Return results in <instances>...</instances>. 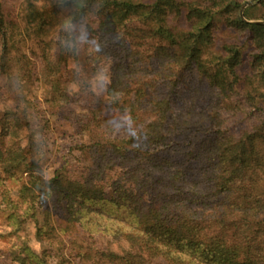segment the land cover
Segmentation results:
<instances>
[{"label":"trees","instance_id":"obj_1","mask_svg":"<svg viewBox=\"0 0 264 264\" xmlns=\"http://www.w3.org/2000/svg\"><path fill=\"white\" fill-rule=\"evenodd\" d=\"M243 1L25 0L14 17L0 1V75L11 103L0 115V161L20 181L17 197L1 201L13 230L33 219L44 245L21 243L18 264H69L77 232L124 245L120 255L90 245L107 264H264V23L241 20ZM182 9L190 26L175 35L167 20ZM220 24L252 45L247 72L237 71L238 41L204 58ZM84 49L108 67L102 97L88 73L69 79ZM34 79L49 92L50 113L75 97L88 110L78 120L88 139L76 142L79 165L48 177L44 135L32 125L41 110L24 94Z\"/></svg>","mask_w":264,"mask_h":264},{"label":"rangeland","instance_id":"obj_2","mask_svg":"<svg viewBox=\"0 0 264 264\" xmlns=\"http://www.w3.org/2000/svg\"><path fill=\"white\" fill-rule=\"evenodd\" d=\"M3 6L5 13H9V16L18 15L20 7L25 0H0ZM36 5L42 4L45 0H31ZM144 4H149L152 0H135ZM187 1V0H186ZM248 0H244L246 2ZM258 0H255L248 6H251V9L247 12L246 17L243 15L245 22H259L264 23V8L256 4ZM241 4V5H242ZM241 7V6H240ZM240 10V9H239ZM186 10L182 9L181 15L178 18H168L167 22L171 31L175 34H182L189 29V22L185 19ZM72 29L75 33H78L81 37L80 40L84 38V30L78 24L72 25ZM222 41H238L239 44L243 46V59L244 63L237 70L238 72H244L247 70L248 57L247 54L251 50V46L248 42H244V39H236L234 32L232 30L225 29L222 24L219 25V28L216 32V38L214 45L206 50L204 58L208 60L211 55L219 51V46ZM30 44V43H28ZM28 46V45H27ZM28 48V47H27ZM85 51L81 50L79 53V60L75 63H69V79L74 77L75 74H80L81 78H88L86 74H89L91 80V89L94 93L99 96H103V91L106 88V79H107V66L103 65L102 69H99V66L93 64L92 53H88L87 49ZM35 52V51H34ZM32 58V57H30ZM29 58V59H30ZM34 59V57H33ZM36 61V60H35ZM78 69H83L82 72H79ZM247 72V71H246ZM191 75V74H190ZM187 75V76H190ZM76 78H79L76 76ZM84 79V80H85ZM190 78H187L188 83ZM90 82V81H89ZM72 84V83H71ZM65 84L67 91L73 93L76 91V88L72 84ZM25 96L27 99L32 100L34 103L39 104L40 114L34 115L32 119V125L35 126L36 134L39 137L43 134L46 145L42 150L40 155L39 163L41 168L44 170L45 175L48 177L54 171L58 170L60 167L68 162L71 166H74L73 169L79 164L76 162L78 157L81 158L79 150L76 148V142L84 143L88 140L82 132H80V125L78 120H86L88 115V110L86 104L79 100L78 97H75L77 101L69 102L61 106L60 109H56L53 113H50L47 110V107L43 104V101L48 98V90L40 83L38 80L31 81L28 84L27 89H25ZM183 94H189V91L185 89ZM9 98L6 89L4 87V77L0 75V115L9 109L10 102L7 101ZM243 116L236 114L232 118V128L236 132L243 127ZM22 142L24 143L27 139L28 132L22 131ZM0 159H2V152L0 149ZM7 171V165L0 161V264H18L19 262V245L24 243L32 248L33 251L39 252L44 248L43 243L36 239L34 235V222L33 219L25 218L20 224L18 230H13V227L10 225V220L6 216L8 211H3L5 202L2 203V197L5 193H8L12 198L17 197L18 189L20 186V181L9 176ZM38 220L40 216L38 215ZM96 246L97 249L105 250L110 249L115 254L120 255V251L124 249L122 243L114 242L113 240L106 238L100 234H84L82 232L75 233V246H71L72 257H69L68 252H66L65 258L69 261V264H107L106 260L98 256L91 244ZM66 247L69 246L66 244ZM74 248V249H73Z\"/></svg>","mask_w":264,"mask_h":264},{"label":"water","instance_id":"obj_3","mask_svg":"<svg viewBox=\"0 0 264 264\" xmlns=\"http://www.w3.org/2000/svg\"><path fill=\"white\" fill-rule=\"evenodd\" d=\"M253 2H255V0H248V1L244 2V3L241 5L240 10H239V16H240L241 20L244 21V18H243V16H242V10L244 9V7H246L247 5L252 4ZM250 23H259V22L253 21V22H250Z\"/></svg>","mask_w":264,"mask_h":264}]
</instances>
